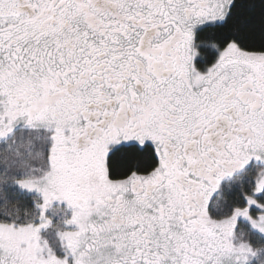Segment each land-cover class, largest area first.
Returning <instances> with one entry per match:
<instances>
[{
  "label": "snow or ice",
  "instance_id": "obj_1",
  "mask_svg": "<svg viewBox=\"0 0 264 264\" xmlns=\"http://www.w3.org/2000/svg\"><path fill=\"white\" fill-rule=\"evenodd\" d=\"M0 264H264V0H0Z\"/></svg>",
  "mask_w": 264,
  "mask_h": 264
}]
</instances>
